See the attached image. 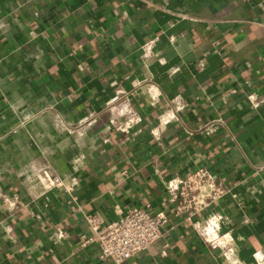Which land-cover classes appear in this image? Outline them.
<instances>
[{"label": "crops", "instance_id": "obj_1", "mask_svg": "<svg viewBox=\"0 0 264 264\" xmlns=\"http://www.w3.org/2000/svg\"><path fill=\"white\" fill-rule=\"evenodd\" d=\"M127 103L139 122L125 134L109 121ZM163 112L177 121L158 128ZM90 114L82 137L50 127ZM40 167L73 189L44 192ZM198 168L224 193L176 213L166 182ZM134 207L166 222L121 264L264 257V0H0V264H115L80 246L95 237L84 216L104 227ZM215 214L223 251L199 235Z\"/></svg>", "mask_w": 264, "mask_h": 264}, {"label": "built area", "instance_id": "obj_2", "mask_svg": "<svg viewBox=\"0 0 264 264\" xmlns=\"http://www.w3.org/2000/svg\"><path fill=\"white\" fill-rule=\"evenodd\" d=\"M153 42L142 46V59L146 60L152 53ZM147 100L150 105L155 106L159 102V93L152 91L147 94ZM138 115L128 103L123 106L117 119L111 118L109 125L112 130L128 134L131 128L139 122ZM177 121L174 114L163 112L158 117V128L165 127L169 123ZM95 122L93 114L86 116L84 119L77 121L74 128H67L60 119H53V128L56 132L75 135L82 137L83 129L91 126ZM203 132L210 134L214 132V126L206 127ZM108 141V140H105ZM35 179L39 182L44 192L59 190L70 192L73 189V183H66L56 175L52 174L48 167L37 168L34 172ZM166 191L172 199H179L176 213L183 211H200L209 201H215L222 193L224 188L216 183V179L206 169L198 168L191 171L185 176L174 177L166 182ZM7 202V200H4ZM220 214H215L206 219L199 230V235L206 243L220 250L225 247L221 246L219 240L227 233L222 234ZM87 229H90L95 237L86 238L85 235L80 237V246L86 247L91 240L97 243L99 249L98 259L100 261H111L115 264H121L137 254L145 251L151 244L159 238V230L166 222L164 213H153L148 208L134 207L117 219L102 226L103 223L98 215L87 214L84 216ZM66 232L62 229L53 231L50 239L55 242H61L66 237ZM255 264H264V257L258 256Z\"/></svg>", "mask_w": 264, "mask_h": 264}]
</instances>
